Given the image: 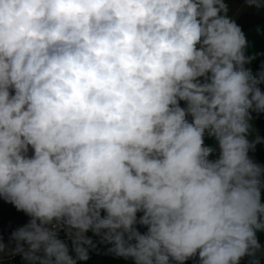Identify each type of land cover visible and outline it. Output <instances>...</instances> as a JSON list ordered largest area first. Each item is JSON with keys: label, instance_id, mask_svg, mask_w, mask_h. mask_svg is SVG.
<instances>
[{"label": "clouds", "instance_id": "1", "mask_svg": "<svg viewBox=\"0 0 264 264\" xmlns=\"http://www.w3.org/2000/svg\"><path fill=\"white\" fill-rule=\"evenodd\" d=\"M228 10L0 0V197L31 218L12 255L77 264L91 231L134 264H259L264 168L248 133L264 71L245 67L254 57Z\"/></svg>", "mask_w": 264, "mask_h": 264}, {"label": "trees", "instance_id": "2", "mask_svg": "<svg viewBox=\"0 0 264 264\" xmlns=\"http://www.w3.org/2000/svg\"><path fill=\"white\" fill-rule=\"evenodd\" d=\"M234 21L241 27L247 39L246 56L254 57L248 65L255 70L256 74L264 71V14L243 12ZM259 87L264 92V83H261ZM180 105L182 107L186 106L184 101H180ZM257 138H260V142L256 143L255 149L249 152L254 153L255 157L264 164V132L256 134L255 140ZM205 144L215 148L213 138L207 135L205 136ZM217 156L218 150L210 159H215ZM261 202L264 203V187L261 188ZM30 219L27 214L17 210L13 204L0 197V236H11L15 230L23 227ZM257 238L258 241L264 240V231H257ZM252 259L246 256L242 258L241 264L249 263ZM260 263L264 264V256L261 258ZM79 264H134V260L104 253L92 259L80 261ZM171 264H176V262L172 261ZM185 264H198V258L189 259L185 261Z\"/></svg>", "mask_w": 264, "mask_h": 264}, {"label": "rangeland", "instance_id": "3", "mask_svg": "<svg viewBox=\"0 0 264 264\" xmlns=\"http://www.w3.org/2000/svg\"><path fill=\"white\" fill-rule=\"evenodd\" d=\"M224 2L228 5V9H229L227 15L233 20H235L243 12H252V13L261 14V15L264 14V7L257 8L255 6H249V4L247 3V0H244V1L224 0ZM245 67L248 69H251L253 75L256 74L255 70H253L248 64H246ZM250 113H251V119L249 121L250 128H249V133H248V139L250 141H255V135L258 133L264 132V112L258 113L256 111L250 110ZM189 119L191 118L189 117ZM213 142H214L215 148H217L218 150L217 142L215 141L214 138H213ZM31 154H32V149L30 148L29 155ZM249 157L255 163L259 164L262 168H264V164L255 157L254 153L249 152ZM245 264H250V262L245 263ZM259 264H261L260 261H259Z\"/></svg>", "mask_w": 264, "mask_h": 264}, {"label": "built area", "instance_id": "4", "mask_svg": "<svg viewBox=\"0 0 264 264\" xmlns=\"http://www.w3.org/2000/svg\"><path fill=\"white\" fill-rule=\"evenodd\" d=\"M104 213L102 212V215ZM142 215V213H137V217L139 218ZM137 229L143 233L145 230H147L146 226H142L137 224L136 225ZM87 236L91 237L93 239L94 242H96V248L94 250H90L89 252V259H92L94 257H96L97 255L100 254H104V253H108L107 252V248L111 247V245H107V244H103V243H99L100 237L94 235L91 231H89L87 234ZM59 237L61 239H67V235L65 231H60L59 232ZM0 242L4 243L5 245L8 246V248L0 253V264H28V262H26L25 260H23L22 256L17 254V255H12L11 254V249L15 247V242L11 241V236H0ZM261 248L260 250L256 253V257L259 261L261 260V258L264 256V240L259 241ZM70 244V241H69ZM74 255V253H72ZM253 258V257H250ZM242 260V259H241ZM80 261L77 262V264H79ZM241 264V261H240Z\"/></svg>", "mask_w": 264, "mask_h": 264}, {"label": "water", "instance_id": "5", "mask_svg": "<svg viewBox=\"0 0 264 264\" xmlns=\"http://www.w3.org/2000/svg\"><path fill=\"white\" fill-rule=\"evenodd\" d=\"M242 1H244V0H242Z\"/></svg>", "mask_w": 264, "mask_h": 264}, {"label": "crops", "instance_id": "6", "mask_svg": "<svg viewBox=\"0 0 264 264\" xmlns=\"http://www.w3.org/2000/svg\"><path fill=\"white\" fill-rule=\"evenodd\" d=\"M186 107V106H185Z\"/></svg>", "mask_w": 264, "mask_h": 264}]
</instances>
